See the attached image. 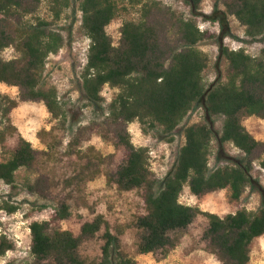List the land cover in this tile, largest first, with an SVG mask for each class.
<instances>
[{
    "label": "trees",
    "instance_id": "obj_1",
    "mask_svg": "<svg viewBox=\"0 0 264 264\" xmlns=\"http://www.w3.org/2000/svg\"><path fill=\"white\" fill-rule=\"evenodd\" d=\"M183 1L190 6L193 17L167 14L172 29L169 33L177 44L166 46L161 39L162 28L151 21L154 13L164 12L161 2L80 0L81 27L90 40L82 72L83 92L89 101L100 104L105 86L118 90L108 112L126 154L112 177L120 191H143L145 213L135 221V228L140 231L139 253L161 252L167 256L178 245V234L204 216L208 221L203 236L206 249L221 264H249L253 241L264 236V186L252 173L256 154L264 155V142L253 136L243 119H264V48L259 55H253L245 47L230 48L224 39L232 35L229 15L245 27L248 39L263 37L264 0H215L210 15L200 11L203 0ZM219 4L226 10L220 9ZM71 6V0H0V83L19 89L18 99L6 97L3 101L2 112L9 122V114L21 102H42L54 119L66 117L57 88L46 84L43 75L49 57L66 44L58 25ZM43 7L48 16L41 15ZM132 9L138 16L124 20L115 45L107 27ZM198 17L219 22L218 59L229 64L226 80L218 79L210 86L204 77L210 58L199 48L210 33L201 29ZM8 48H14L19 56L6 59L4 51ZM197 107L204 110V122L185 128V143L174 167L158 179L151 166L150 149L132 142L128 126L139 122L146 133L161 130L164 135L173 136ZM218 119H222L221 130L216 129ZM10 127L0 130L1 144ZM214 144L220 165L212 168ZM228 144L242 156H229ZM37 154L32 143L20 136L10 156L0 161V180L14 184L20 170L33 167ZM223 161L227 162L221 165ZM260 166L264 170V158ZM186 187L195 196L227 190L231 201H239L250 189L260 193L261 206L258 211L242 207L221 217L184 204L181 195ZM1 209L18 211L9 203ZM58 217H70L68 205L60 208ZM29 228L32 260L26 264H136L122 253L119 236L111 232L102 214L85 222L77 236L53 228L48 221H33ZM103 228L101 259H84L81 245ZM15 248V242L1 233L0 257Z\"/></svg>",
    "mask_w": 264,
    "mask_h": 264
},
{
    "label": "rangeland",
    "instance_id": "obj_2",
    "mask_svg": "<svg viewBox=\"0 0 264 264\" xmlns=\"http://www.w3.org/2000/svg\"><path fill=\"white\" fill-rule=\"evenodd\" d=\"M71 1V8L64 13L58 25L66 37V44L58 54L49 57L43 75L46 84L57 88L66 117L62 120L54 119L42 102H21L9 114V124L8 117L2 112L3 101L6 97L18 99L19 89L0 83V130L7 125L11 126L5 134L4 143H0V161L10 156L20 136L30 141L38 151L33 167L20 170L14 184L9 185L0 180V234H7L16 244L13 251L0 257V264H26L32 260L29 227L33 221H48L53 228L68 230L77 236L82 225L99 214L109 222L111 232L119 236L122 253L134 259L136 264H221L217 256L206 249L203 236L208 221L204 216H199L187 230L178 234V245L167 256L161 252L139 253L140 231L135 228V221L145 213L143 191H120L112 177L126 154L108 112V106L118 90L105 86L103 102L100 104L86 98L82 87V72L87 62L90 40L81 27L80 0ZM156 1L161 2L164 12L154 13L151 21L162 28V42L166 46H175L176 38L169 33L172 29L169 28L171 21L167 14L192 18L191 8L183 0ZM215 2L203 0L200 11L212 14ZM219 8L226 10L223 4H219ZM40 13L48 16L44 7ZM137 16L136 10L132 9L129 14L119 16L107 27L115 45L120 40L124 20ZM197 21L202 30L210 33V37L199 44V48L210 58L204 74L210 86L218 79L226 80L229 64L224 59H218L216 37L221 32L219 22L203 17H198ZM228 21L232 35L225 37L224 43L234 49L245 47L249 53L259 55L264 48V36L250 40L246 36L245 27L235 16L229 15ZM18 56L14 48L4 51L6 59ZM202 122L204 110L197 107L173 136H166L161 130L146 133L139 122L131 123L128 130L136 146H147L150 149L152 169L158 179H163L174 167L179 150L185 143V128ZM243 124L257 140L264 142V119L247 117L243 119ZM216 129H222V119L217 120ZM227 153L232 157L242 156L232 144L227 145ZM263 158L262 153L256 154L252 173L264 186V170L260 166ZM226 162L223 161L221 165ZM217 165L220 164L217 162V147L214 144L211 167ZM181 201L224 217L242 207L258 211L261 195L247 189L239 201H231L227 190L195 196L186 187ZM5 203L17 206L18 211L10 213L7 209H1ZM63 205L69 206L70 217L59 219L58 211ZM104 232L105 228L95 238L81 245L80 254L84 259H101ZM250 255L249 264H264V236L253 241Z\"/></svg>",
    "mask_w": 264,
    "mask_h": 264
}]
</instances>
